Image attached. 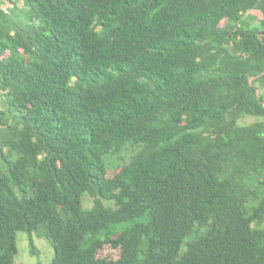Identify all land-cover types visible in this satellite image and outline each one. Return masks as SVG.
Returning <instances> with one entry per match:
<instances>
[{
	"label": "trees",
	"instance_id": "1",
	"mask_svg": "<svg viewBox=\"0 0 264 264\" xmlns=\"http://www.w3.org/2000/svg\"><path fill=\"white\" fill-rule=\"evenodd\" d=\"M20 231L264 264V0H0V264Z\"/></svg>",
	"mask_w": 264,
	"mask_h": 264
},
{
	"label": "rangeland",
	"instance_id": "2",
	"mask_svg": "<svg viewBox=\"0 0 264 264\" xmlns=\"http://www.w3.org/2000/svg\"><path fill=\"white\" fill-rule=\"evenodd\" d=\"M4 7V6H3ZM5 7H10V4H7ZM4 7V8H5ZM115 166L123 164V161L120 159L115 162ZM115 173L113 170L108 171V176H113ZM34 240L36 246L39 250V256H34L31 253V244L30 237L28 233L20 231L17 234L18 241V254L16 255V264H51L55 256V249L51 241L38 233L34 234ZM102 257H109L111 259H117L120 257L121 251L119 248H114L111 245L106 246L103 251L100 253Z\"/></svg>",
	"mask_w": 264,
	"mask_h": 264
}]
</instances>
